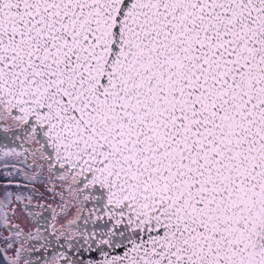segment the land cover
I'll return each mask as SVG.
<instances>
[{
	"label": "snow or ice",
	"instance_id": "1",
	"mask_svg": "<svg viewBox=\"0 0 264 264\" xmlns=\"http://www.w3.org/2000/svg\"><path fill=\"white\" fill-rule=\"evenodd\" d=\"M0 264H264V0H0Z\"/></svg>",
	"mask_w": 264,
	"mask_h": 264
}]
</instances>
